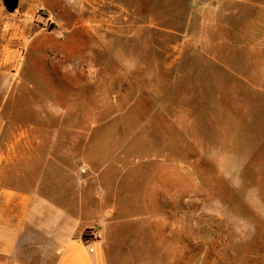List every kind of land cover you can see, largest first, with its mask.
<instances>
[{"label":"rangeland","instance_id":"rangeland-1","mask_svg":"<svg viewBox=\"0 0 264 264\" xmlns=\"http://www.w3.org/2000/svg\"><path fill=\"white\" fill-rule=\"evenodd\" d=\"M190 2L0 0V58L18 71L0 105L10 87L13 120L40 137L57 101L59 137L136 160L122 216L138 220L107 264H264V49Z\"/></svg>","mask_w":264,"mask_h":264},{"label":"crops","instance_id":"crops-1","mask_svg":"<svg viewBox=\"0 0 264 264\" xmlns=\"http://www.w3.org/2000/svg\"><path fill=\"white\" fill-rule=\"evenodd\" d=\"M190 5L207 10L208 16L220 14L224 25L236 32L234 41H247L253 51L264 49V0H191ZM252 58L264 63L262 53ZM0 75L16 80L9 54L0 58ZM53 92L56 97L59 89ZM10 93L8 87L0 105V264H107L108 252L117 251L113 236L122 225L138 220L122 216L137 204L135 181L126 180L136 160L92 155L90 136L59 137L57 101L48 106L58 108L56 124L42 125L54 135L33 137L35 124L13 120ZM114 171L112 184L109 175ZM124 182L131 187L122 188ZM87 227L97 228L98 241H83Z\"/></svg>","mask_w":264,"mask_h":264},{"label":"built area","instance_id":"built-area-1","mask_svg":"<svg viewBox=\"0 0 264 264\" xmlns=\"http://www.w3.org/2000/svg\"><path fill=\"white\" fill-rule=\"evenodd\" d=\"M82 172H86L85 169L81 170ZM82 239L84 242L90 244L92 242H96L100 239L98 230L96 227H87L82 232Z\"/></svg>","mask_w":264,"mask_h":264},{"label":"water","instance_id":"water-1","mask_svg":"<svg viewBox=\"0 0 264 264\" xmlns=\"http://www.w3.org/2000/svg\"><path fill=\"white\" fill-rule=\"evenodd\" d=\"M2 2L8 12H14L19 5V0H2Z\"/></svg>","mask_w":264,"mask_h":264}]
</instances>
